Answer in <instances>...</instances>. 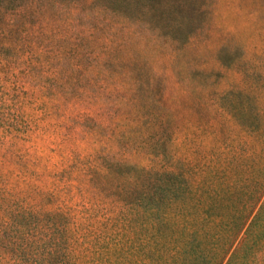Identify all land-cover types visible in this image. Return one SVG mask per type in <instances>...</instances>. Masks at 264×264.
Here are the masks:
<instances>
[{"label":"rangeland","instance_id":"rangeland-1","mask_svg":"<svg viewBox=\"0 0 264 264\" xmlns=\"http://www.w3.org/2000/svg\"><path fill=\"white\" fill-rule=\"evenodd\" d=\"M0 97V180L52 191L51 209L95 197L87 264H112L119 240L114 264H143L140 222L134 239L123 220L135 199L157 217L187 201L242 212L264 187V0H0ZM116 162L153 172L137 196ZM259 205L224 264H264Z\"/></svg>","mask_w":264,"mask_h":264},{"label":"trees","instance_id":"trees-1","mask_svg":"<svg viewBox=\"0 0 264 264\" xmlns=\"http://www.w3.org/2000/svg\"><path fill=\"white\" fill-rule=\"evenodd\" d=\"M108 54L112 52L109 51ZM3 105L5 106L4 100L0 97V110ZM105 169L109 174L118 169H133L137 172L132 174L129 171L130 184L122 191L124 198L137 196L142 187V174L153 173L150 169L122 162L112 164L111 169L105 166ZM167 176L171 179L168 181H172L178 179L180 174L170 173ZM188 182L191 183L186 180L183 186V193L187 198L192 195ZM9 187L0 180V264H87L90 249L99 250L96 245L92 246L94 240L89 239L88 234L93 224L92 211L98 207V199L88 198L81 191V200L77 202L75 200L78 198L65 197L63 194L67 201L51 209L48 204L54 199L52 191L42 190L30 196L19 191L15 185ZM94 189L97 193L103 191L98 185H94ZM255 193L258 198L250 210L239 212L238 206L197 202L192 205L191 201H187L164 204L162 217H157L161 206L146 208L143 215V198H137L130 205L131 216L123 220L126 228L134 233V239L138 234L137 224L140 222L145 259L143 264H224L253 209L260 204L255 217L259 218L264 214V187L255 186ZM192 206H198L203 213L215 208L213 220L219 221L217 225L215 226L216 221L210 222L212 219L208 216L204 218L205 213L199 220L195 219L196 216L191 214ZM107 216H112V212L106 213L103 219ZM115 220L116 215L112 217L111 225ZM98 225L97 223L96 226ZM213 226L223 233L222 238L218 231L210 230ZM59 228L61 231L56 236ZM49 231L54 236H49ZM168 231L171 235L167 234ZM106 246V251L111 252L110 256H105V260L110 259L114 264L119 250L112 246H123L120 240L117 243H107Z\"/></svg>","mask_w":264,"mask_h":264}]
</instances>
